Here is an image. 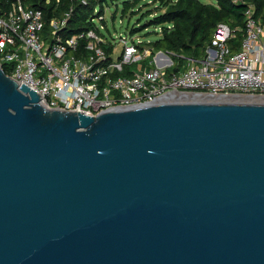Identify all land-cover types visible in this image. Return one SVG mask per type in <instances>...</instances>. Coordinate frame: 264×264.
<instances>
[{"label": "water", "instance_id": "95a60500", "mask_svg": "<svg viewBox=\"0 0 264 264\" xmlns=\"http://www.w3.org/2000/svg\"><path fill=\"white\" fill-rule=\"evenodd\" d=\"M40 98L0 69V264H264V103Z\"/></svg>", "mask_w": 264, "mask_h": 264}, {"label": "built area", "instance_id": "2783aa9c", "mask_svg": "<svg viewBox=\"0 0 264 264\" xmlns=\"http://www.w3.org/2000/svg\"><path fill=\"white\" fill-rule=\"evenodd\" d=\"M43 1L55 3L49 19L29 0H0V69L18 87L40 92L47 109L96 116L185 93L264 98V25L251 5L236 50L231 48L235 30L219 24L202 58H187L174 72L168 71L175 68L171 55L154 53L150 41L129 33L107 40L99 30L103 14L95 7L88 18L95 28L68 35L75 5L88 7V0H66L61 15L62 0ZM133 65L137 68L130 70Z\"/></svg>", "mask_w": 264, "mask_h": 264}, {"label": "trees", "instance_id": "16d2710c", "mask_svg": "<svg viewBox=\"0 0 264 264\" xmlns=\"http://www.w3.org/2000/svg\"><path fill=\"white\" fill-rule=\"evenodd\" d=\"M88 1L90 4L88 7L75 5L73 18L66 29L68 35L95 28L88 22L89 14L97 2L102 4L104 0ZM109 1L111 3L121 1V16H124L130 10H134L141 0ZM154 2H158L157 9L160 13L156 15L154 12L143 13L142 17L138 18L137 26L132 28L129 34L136 35L144 29L159 28L160 35L151 42L150 47L155 53L161 51L171 55L175 63V68L172 69L174 72L179 71L187 58H202L219 24H226L235 30L236 38L232 41L231 48L236 50L243 37L245 12L250 5L254 9V17L264 25V0H212L210 4L200 0H154ZM28 4L42 10L47 19L52 17L50 10L55 6L54 2L45 4L43 0H29ZM66 9V0H62L57 9L58 15ZM99 14H102L101 9ZM130 14L136 15L135 12ZM152 15L154 16L140 27V23ZM105 51L109 53L111 48H105ZM127 71L120 75H128Z\"/></svg>", "mask_w": 264, "mask_h": 264}, {"label": "rangeland", "instance_id": "374dc122", "mask_svg": "<svg viewBox=\"0 0 264 264\" xmlns=\"http://www.w3.org/2000/svg\"><path fill=\"white\" fill-rule=\"evenodd\" d=\"M200 1L206 4L212 3V0H200ZM95 2H97V0H95ZM158 6H159L158 2H154V0H141L138 3V5L134 8V10H130L124 16H121L122 14L121 1L117 3H111L109 0H104L102 4L97 2L95 5V13L101 9L103 14V26L99 29L100 33L109 41L111 39L116 40L119 36L129 33V31L132 28H135L137 26L136 23L138 21V18H141L143 13L154 12V15L160 13L157 9ZM132 11L135 12L136 15L130 14L133 13ZM91 14L92 13H90L89 16H91ZM154 15L144 19L140 23V27L141 25H143V23L147 22ZM159 35H160L159 28H155V29L148 28V29H144L141 32H138L135 36L139 37L140 40L144 41L143 43H146V41H150L151 43L153 40L157 39ZM119 51L120 49L118 48L113 55L114 58L117 57ZM171 59L173 61V58ZM136 68L137 67L135 65L129 67L130 70ZM172 69L173 68H170L168 69V71H172Z\"/></svg>", "mask_w": 264, "mask_h": 264}, {"label": "bare ground", "instance_id": "6f19581e", "mask_svg": "<svg viewBox=\"0 0 264 264\" xmlns=\"http://www.w3.org/2000/svg\"><path fill=\"white\" fill-rule=\"evenodd\" d=\"M186 99L195 101H207V102H222V103H264L263 97H251V96H212L205 94H178L171 95L168 99Z\"/></svg>", "mask_w": 264, "mask_h": 264}]
</instances>
